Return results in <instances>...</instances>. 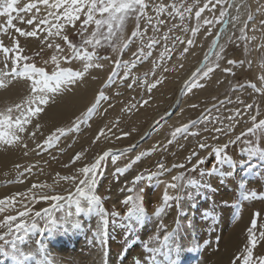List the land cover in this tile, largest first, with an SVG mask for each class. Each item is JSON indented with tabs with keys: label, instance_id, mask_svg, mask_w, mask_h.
Here are the masks:
<instances>
[{
	"label": "snow or ice",
	"instance_id": "obj_1",
	"mask_svg": "<svg viewBox=\"0 0 264 264\" xmlns=\"http://www.w3.org/2000/svg\"><path fill=\"white\" fill-rule=\"evenodd\" d=\"M256 3L257 7L253 11L250 0H27L23 3L22 0H0V17L6 18L3 24H0V33L8 36L11 41V44L5 45L0 39V90L7 92L22 89L16 100L0 108V145H3L5 150L19 149L27 155L29 144L26 141L29 138L36 139L41 131V118L56 107L66 94H74V90L88 77L99 79V75L93 74L104 72L106 66L110 70L100 81L102 87L97 89L91 106L68 125L54 126V130H50L43 143L37 144L38 148L59 147L62 139H67L72 133H79L81 125L91 121L104 104H107V108H104L107 112L113 107L112 97L123 95L122 91L113 89L143 87L150 95L164 79L163 76L157 75V70L167 73L169 69L166 64L177 52L183 60L196 46L202 27L205 28V34L212 37L211 47L200 66L186 81L183 89L185 93L203 88V82L210 80L217 72L235 77L234 67L243 68L247 64L248 68L252 69L251 60L237 61L229 58L227 49L230 45H237L239 41L244 44V51L249 54L252 51H260L262 55L259 59L264 61V3L260 0H256ZM18 24L27 27H18ZM217 24L221 26L219 30H209ZM228 25L231 27H227ZM10 30H13L11 34ZM178 32L183 35H177ZM21 37H42L43 43L37 45V50L29 53L21 45ZM146 63L150 64L149 70L137 74L138 67ZM179 67L182 68L183 64H179ZM258 73L255 76L257 83H250L248 87L264 97V62L258 65ZM217 82L223 83L219 80ZM244 87L245 85L239 84L233 91ZM231 103V98L220 100L218 105L213 104V108L206 110L207 114L202 113L197 119L176 127L171 132L168 144L177 142L178 136L187 138L188 135L197 137L202 133L209 134L203 141L198 140L197 147L185 158L192 165L188 171L199 170L200 176H213L220 172L218 166L237 168L236 158L227 154L229 146L241 142L245 136L264 137V119L258 120L261 113L257 104L247 103L237 97V107L229 109L228 115L221 114L220 108ZM149 104V99H141L138 103L129 104L124 110L133 111L139 106ZM191 107L197 108L199 105L192 104ZM243 108L252 110L248 113L252 126L248 127L246 132L233 135L236 126L242 122ZM213 110L216 115H211ZM156 123L158 125L160 121ZM108 131H111V128ZM130 134L123 132L121 136L127 137ZM101 137L107 138L105 128L99 129L93 143L98 142ZM209 138L215 143L209 144ZM244 143L249 145L246 149H241L246 152L247 158L258 157L264 160V147L260 146L259 139ZM136 147L137 145L116 150L110 148L93 154L91 159H87L88 150L82 149L70 158L69 163L63 165V168L68 170L65 174L56 173L52 184H33L32 189H51V192L41 193L38 199L35 195L31 196L30 203L45 201L50 207L33 211L31 206L21 201L22 210L18 211V215H7L0 220V228L5 229L3 234H0V242H3L0 243V254L11 256L14 264H26L34 259V254L21 251L17 247V241H23L30 232L45 234L53 232L57 227L79 230L82 227L81 222L73 217L78 218L81 214L90 213L99 217L92 235L103 246L109 235V216L118 217L120 214L115 211L110 213L105 209L101 196L96 194L97 186L104 177L108 160L111 159V163L115 165L120 157L126 156ZM161 149L167 150L164 145H156L151 151L158 152ZM197 149L204 150L205 155L202 156ZM150 154L140 153L131 163L116 167L115 173H126L132 164ZM209 158L214 159L215 163L208 169L202 168V165L209 162ZM78 162L80 166L75 167ZM17 168H20V165H17ZM175 168L185 169L186 165L174 163L167 167L163 161H158L155 171L150 168L143 169L129 182L131 186L120 189L122 193H134L127 195L122 201L124 205L130 206L126 220L140 222L146 216L142 202L144 199L150 201L153 193L139 185L147 183L150 188H155L153 181ZM181 181H185L184 172L172 176V182H165L167 188L162 197L163 206L158 207L155 213L157 217L171 208L173 201L178 204L183 199L181 195H170L169 188L183 190L185 187L197 188L200 185L199 180L191 177L187 178L184 184L179 183ZM61 182L70 186L63 190L67 195L57 190L61 187ZM238 187L244 190L243 200H264V194L247 190L243 183ZM32 189H29V192ZM18 195L25 197L26 194L21 192ZM14 202L12 196L0 199V212L13 207ZM6 204L7 208L4 207ZM66 205H74V212L65 211L58 218L56 213L64 210ZM229 206L240 205H229L225 202V207ZM205 215L215 219L212 210L207 211ZM260 218V212L253 214L250 226L246 228L245 242L238 249V255L232 254L229 264H264V248L258 249V244L264 241V222L258 227ZM13 221H16L14 226ZM128 227L131 228L132 224H128ZM160 228H164V225L161 224ZM174 235L175 230L167 232L159 247L144 245L147 252L153 254L152 264H160L156 260V254L162 255L167 264H179L177 259H173V252H179L180 248H173L170 243ZM151 239L159 241L156 236ZM37 243L40 244L38 251L44 252L43 243ZM203 243L210 245L212 241L204 240ZM8 244L11 245V253L5 249ZM199 246V243L195 244V247ZM37 264H45V261H37ZM133 264H142V261L137 257Z\"/></svg>",
	"mask_w": 264,
	"mask_h": 264
},
{
	"label": "rangeland",
	"instance_id": "obj_2",
	"mask_svg": "<svg viewBox=\"0 0 264 264\" xmlns=\"http://www.w3.org/2000/svg\"><path fill=\"white\" fill-rule=\"evenodd\" d=\"M23 2H27V0H22ZM260 2L264 3V0H260ZM250 3L253 11H255L256 0H250ZM5 19L0 17V24H3ZM17 26L27 27L23 24ZM227 27L230 28L231 25ZM220 28L221 26L217 24L209 30L215 32ZM12 31L10 30V34ZM176 34L183 35L179 32ZM0 39L4 41L5 45L11 44L8 36L3 33H0ZM19 39L21 45L29 53L37 50V45L43 43L42 37H21ZM211 39L212 37L206 35L205 28L202 27L196 46L183 60L179 58L177 52L173 55L172 60L166 64L169 69L167 73L157 70V75L163 76L164 79L150 95L146 93L143 87L113 89V91L123 92V95L119 97H112L111 104L113 107L105 112L104 108H107V104H104L100 112L91 121L81 125L79 133H72L67 139H62L59 147L38 148L37 144L43 143L46 136L50 134V130H54V126L68 125L70 121H75L77 116L91 106L97 89L102 87L100 81L105 78L110 70L107 66L104 72L93 74L99 75V79L94 80L92 77H88L74 90V94L73 92L66 94L54 107V113H56V109H61L56 115L49 116L51 109L42 117L45 118V121L41 122V131L38 132L36 139L29 138L26 141L29 144L27 155H24L19 149L5 150L4 146L0 145V153L5 156V160H0V172L9 170L2 175L0 174V190L12 188L0 199L12 196L15 201L13 207L8 208L5 212H0V220H3L7 215H18V211L22 210L21 201L23 204L31 206L33 211L50 207V204L45 201L30 203L29 198L31 196L35 195L38 199L41 193L51 192V189H32V185L52 184L57 172L65 174L68 171L63 168V165L69 163L70 158L76 152L87 149V159H91L93 154L101 153L110 148L116 150L137 145L126 156L120 157L115 165L111 163V159L108 160L104 168V177L97 186L96 194L101 196L105 209L110 213L115 211L120 214L118 217L109 216V235L103 246L92 235L99 217L95 213L81 214L78 218L73 217L81 222L82 227L79 230L71 228L65 230L64 227H57L53 232L45 234L30 232L23 241H17V247L21 251H30L34 254V259L27 261L26 264H37V261L40 260L45 261V264L47 262H51V264H133L137 257L142 261V264H152L153 254L148 253L144 245L159 247L163 236L173 230H175V235L170 243L173 248H180L179 252H173V259H177L179 264H229L232 254H239L238 249L245 242L246 228L250 226L253 214L255 212L261 213V218L258 219V227L264 222V200L245 201L242 198L244 190L238 187L243 183L247 190H255L264 194V160L258 157L247 158L246 152H242L241 149H246L249 146L244 141L255 142L257 139H259L260 146L264 147V137L258 138L249 135L242 137L241 142L230 145L227 154L236 158L238 167L230 169L227 165L218 166L221 170L213 176H200L199 170L196 172L188 171L192 165L185 159L192 149L197 147V141H203L205 137L209 136L208 133H202L197 137L191 135H188L187 138L178 136L177 142L167 143L171 138V132L176 127L197 119L202 113L207 114L206 110L213 108V104L218 105L220 100L228 98H231L232 103L222 106L220 108L221 114L228 115L229 109L237 107L236 98L239 97L247 103L255 102L261 113L258 120L264 119V97L254 93L248 87L250 83H257L255 76L259 74L258 65L264 62L259 59L262 53L260 51H252L250 54L245 52L242 42H237L238 47L237 45L228 46V57L237 61L251 60L253 62L252 69H249L247 64L243 68L234 67L235 77L217 72L210 80L203 82V88L187 93L183 91L186 81L192 72L200 66L204 55L208 53V49L211 47ZM209 55L211 54L209 53ZM181 63L183 64L182 68L179 67ZM149 68L150 64L146 63L142 67H138L137 74H143ZM217 80L223 81V83H218ZM239 84H243L245 87L234 92L233 88ZM258 86L260 85L258 84ZM21 91L20 88L7 92L0 90V108L16 100ZM71 98H75L74 101H71ZM141 99H149L150 104L139 106L133 111L124 110L129 104L138 103ZM192 104H197L199 107L192 108ZM242 110L244 112V116L241 118L242 122L236 126L233 135L242 131L246 132L247 128L252 126L248 117L249 111L252 110L246 108ZM216 114L215 110L211 113V115ZM157 121H160L158 125ZM101 128H105L107 138L101 137L98 142L93 143ZM109 128L111 131H108ZM195 130L191 129V131ZM123 132H130L131 134L123 137L121 136ZM118 136L121 138L117 139ZM221 142H223V138ZM208 143L213 144L215 142L209 138ZM156 145H164L167 150L161 149L158 152H152L153 146ZM197 150L202 156L205 155L204 150ZM142 152L151 154L145 155L141 161L132 164L126 173H115L116 167H124L131 163ZM17 160L21 161L16 164ZM158 161H163L167 167H171L174 163H183L186 168H175L170 173H164L153 181V184H156L155 188H150L147 183L139 185L153 193L150 201L144 199L142 202L146 216L140 222L126 220L125 217H127L130 206L124 205L122 201L127 195H134V193L126 191L122 193L120 189L131 186L129 182L143 169L150 168L155 171V165ZM240 161L242 163H239ZM214 163L215 160L209 158V162L201 167L208 169ZM17 165H20V168H17ZM79 166L78 162L75 167ZM25 169H31V171H25ZM180 172L185 173V181L189 177L199 180V187H185L183 190L169 188L170 195H181L183 199L178 204L173 201L172 207L157 217L155 213L158 207L163 206L162 197L167 188L165 182H172V176ZM20 173L23 175L21 176ZM185 181L179 183L184 184ZM69 187L65 182H61V187L57 190L63 191ZM29 189L32 191L29 192ZM21 192L26 194L25 197L18 195ZM63 194L67 195V192L63 191ZM225 202L229 205L239 204L240 206L225 207ZM4 207L7 208V204ZM74 209V205H66L65 209L56 215L59 218L65 211L74 212ZM209 210L214 211L215 219L205 215ZM15 223L16 221H13V226ZM128 224H132V227L129 228ZM161 224L164 225V228H160ZM4 230L0 228V234H3ZM22 234L20 233V235ZM153 236L159 237V241L151 239ZM204 240L212 241V243L205 245ZM37 241L43 243L44 252L38 251L40 244ZM196 243H199L200 246L195 247ZM229 244L230 248H228ZM259 248H264V241L258 244ZM5 249L10 253L12 252L10 244L5 245ZM230 249H232L230 251L231 256L228 253ZM156 260L160 264H167L162 255L156 254ZM0 264H14V261H12L11 256L5 257L0 254Z\"/></svg>",
	"mask_w": 264,
	"mask_h": 264
},
{
	"label": "bare ground",
	"instance_id": "obj_3",
	"mask_svg": "<svg viewBox=\"0 0 264 264\" xmlns=\"http://www.w3.org/2000/svg\"><path fill=\"white\" fill-rule=\"evenodd\" d=\"M74 99H75V98H71V101H74ZM60 110H61V109L58 108V109H56V113H54L55 108H53L52 111L50 110L51 112L49 111V112H50V113H49V116L56 115ZM157 116H158V115H157ZM44 121H45V118H44V119L42 118V119H41V122H44ZM2 154H3V153H0V160H5V159H4L5 156H2ZM20 161H21V160H19V161L17 160L15 163L17 164V163H19ZM14 165H15V164H14ZM14 165H13V166H14ZM0 166H1V164H0ZM8 171H9V170L1 171L0 174L2 175V174L6 173V172H8ZM6 175H7V174H6ZM16 175H17V174H16ZM13 178H14V177H13ZM9 179H10V178H9ZM2 181H3V180H2ZM6 181H8V180H6ZM11 190H12V188H10V189H2V190H0V197L6 195V194L9 193ZM228 248H230V244H229V247H228ZM230 251H232V249H230L229 252H228V253H229V256H231ZM228 253H227V254H228ZM227 254H226V256H228ZM61 255H62V252H61ZM180 264H181V263H180Z\"/></svg>",
	"mask_w": 264,
	"mask_h": 264
}]
</instances>
